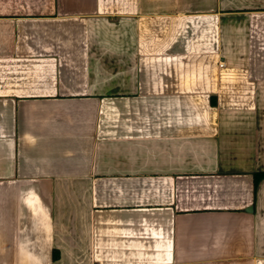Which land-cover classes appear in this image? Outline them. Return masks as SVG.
<instances>
[{
  "label": "crops",
  "instance_id": "0c3cea01",
  "mask_svg": "<svg viewBox=\"0 0 264 264\" xmlns=\"http://www.w3.org/2000/svg\"><path fill=\"white\" fill-rule=\"evenodd\" d=\"M0 264H264V0H0Z\"/></svg>",
  "mask_w": 264,
  "mask_h": 264
},
{
  "label": "trees",
  "instance_id": "16d2710c",
  "mask_svg": "<svg viewBox=\"0 0 264 264\" xmlns=\"http://www.w3.org/2000/svg\"><path fill=\"white\" fill-rule=\"evenodd\" d=\"M261 176H262V173H255V175H254V181H255V183L261 178Z\"/></svg>",
  "mask_w": 264,
  "mask_h": 264
}]
</instances>
